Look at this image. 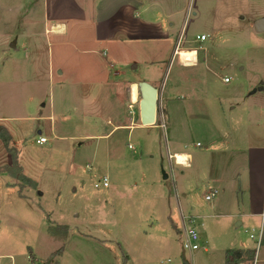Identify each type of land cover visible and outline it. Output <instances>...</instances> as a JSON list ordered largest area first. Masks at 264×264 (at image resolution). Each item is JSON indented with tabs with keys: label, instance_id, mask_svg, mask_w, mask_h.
<instances>
[{
	"label": "crops",
	"instance_id": "0c3cea01",
	"mask_svg": "<svg viewBox=\"0 0 264 264\" xmlns=\"http://www.w3.org/2000/svg\"><path fill=\"white\" fill-rule=\"evenodd\" d=\"M242 1L251 14L246 22L252 31L264 33V30L258 32L254 29V22L259 18L264 19V0ZM197 15L198 8L194 0H0V28H9L10 23L17 25L7 37L0 36V148L4 147L3 152H0V162L3 161L0 169L3 165L12 164L10 147H13L18 150L16 161L22 176L31 178L22 160L21 149L14 146L15 134L18 137L22 135L21 130L14 126L23 120L37 121L39 118H46L50 131L54 132L51 137L43 135L36 123L34 127L38 136L47 139L42 146L51 143V138L68 137L80 141V145L84 141L103 140L108 164L116 161L122 167L125 162L120 157L121 148L115 141L110 142L111 137L119 133L128 139L134 131L147 130V134L141 135L148 151L139 153V164L142 165V159H152L149 150L160 145L156 142L155 131L165 129L166 118L177 121L181 117L184 125L185 115L190 113L187 109L193 103L203 100L196 95L199 86L203 85L206 100H210L206 105L205 116L208 133L204 150L200 151L206 152L205 158L201 161L193 157L181 127H171L169 138H164L174 182L172 196L165 199V203L169 208L171 199L176 202L181 230L173 223L172 226L179 233L182 232L183 223L190 216L195 228L198 221L203 225L196 208L191 204L192 187L183 182L184 170L179 174L176 170L173 171L174 166H181L183 169L192 167L201 179L198 185L203 188L200 193L203 201H206L204 196L210 190H216L214 198L206 201V258H218L219 264H225L226 251L234 249L240 251L235 264H264V75L260 73L264 68V55L255 50L247 53L251 56L247 59L236 54L235 44L233 51L230 52L227 48V52H224L222 49L225 45H221L217 39L218 31H212L213 34L210 35L200 33L195 39H186V22L188 18ZM37 18L43 24L44 33V48L40 58L36 56L39 53L35 51L38 46L33 37L35 32L31 29ZM181 21V28L177 32ZM200 35L204 36L203 40L197 38ZM42 41L37 40L38 45ZM161 42L172 53L175 48L190 50L192 53V60L189 62L178 61L182 71L173 81L176 89L173 85L167 87V82L161 77L164 68L168 69L170 65H165L163 48L158 45ZM147 43L154 46L148 49V56L143 60L139 47L147 46ZM190 46L191 49H180ZM18 50L25 55H20ZM43 57L46 60L44 71L48 77H52L53 81L56 74L55 82L60 85L61 93L70 94L69 97L66 95V103L63 102V96L58 100L52 98L50 90L48 103L42 101L41 95L46 92L38 91L37 77L40 75ZM174 60L176 57L171 54L169 63ZM190 62L194 63L186 64ZM142 67L150 70L147 79H141L142 74L137 75L140 78L138 81L130 77L129 68L138 72ZM7 74H11L10 79ZM13 75H25L34 79L28 78L26 86H23L20 81H13ZM225 77L229 80L224 81ZM197 78L199 80L195 83ZM215 78L227 85V90L219 91L213 85ZM142 81L158 90L156 122L151 125H142L140 122L139 83ZM133 83L137 86L135 103L131 102L130 97V85ZM5 84L11 87L4 86ZM13 84L16 85L15 88L12 87ZM185 85L194 93L191 94L193 100L190 98L191 102L184 106L174 100L190 95L188 89V93L177 94L178 87ZM74 86H78L82 94L90 95L89 103L86 97L85 103H74L71 99L72 93L77 89ZM99 92H105L102 99L97 98ZM4 93L11 95L9 101L3 98ZM16 99L20 102H15ZM135 104L138 109L131 117ZM46 107L48 113L41 116ZM105 109L107 114L104 113ZM74 110L76 114H73ZM26 132L27 130L24 133ZM126 145L132 152L136 151L131 142L128 141ZM194 146L201 148L203 145L196 142ZM52 147L48 146L49 149ZM54 153V148L51 152H46L48 158L55 157ZM95 153L92 152V155ZM177 153L188 156L187 166L171 162L173 157L169 156ZM68 160L71 164L69 157ZM57 163L65 165L61 159ZM89 165L91 166L87 163L85 167ZM72 166L75 167L73 164ZM112 170L113 175L120 171L115 166ZM104 177L108 186L99 187L108 188L110 174L106 173L102 176ZM164 178L167 179L168 176L165 175ZM96 183L93 184L94 188H99L95 186ZM4 185L13 187L11 184ZM170 215L172 221L173 218L177 219L172 210L168 213L169 219ZM60 224L67 226L68 233L63 238L65 244L72 228L67 222ZM251 232H260L258 246L249 237ZM46 237L51 239L53 234L48 231ZM63 247L57 252L62 255L56 256V263L43 261L50 257L33 249L32 258L28 257L29 262L26 264H66L61 261L68 253ZM122 252V258L127 264L130 256L125 250ZM49 253L52 254L53 251Z\"/></svg>",
	"mask_w": 264,
	"mask_h": 264
},
{
	"label": "rangeland",
	"instance_id": "374dc122",
	"mask_svg": "<svg viewBox=\"0 0 264 264\" xmlns=\"http://www.w3.org/2000/svg\"><path fill=\"white\" fill-rule=\"evenodd\" d=\"M194 1L198 8V15L188 18L184 27L186 39H195L196 35L200 33L210 35L213 34L212 31H218L217 39L218 42L222 43L221 45H225L222 49L224 52H227V48L228 51H233L235 44L236 54L247 59L251 57L247 53L255 50L260 55H264V33L253 32L246 22L251 14L242 0ZM0 25H2L1 20ZM181 25L182 21L179 23L177 32ZM15 27L17 25L14 23L12 25L10 23L9 28H2L1 26L0 36L7 37V34L11 33ZM31 29L35 32L33 37L38 46L35 51L39 53H36V56L40 58L44 48L42 22H38L37 18L34 20ZM37 40L43 41L38 45ZM1 42L0 38V49ZM158 45L163 48L165 65L170 64L168 69L164 68L161 77L165 79V83L167 82V87L173 85V88L176 89L173 81L182 71L178 65L179 60L174 56L176 60L169 63L172 52L165 47L163 42L158 43ZM152 46L154 45L151 43H147V46L140 45L139 53L143 60H146L148 49ZM187 48L191 49V46ZM18 52L20 55H25L21 50ZM54 57L56 60L55 52ZM190 60H192L191 51ZM191 63L194 62L186 64ZM262 66L264 67V61ZM130 68V77L136 81L140 78L147 79L150 71L147 68L142 67V70L138 72L131 71ZM44 69L46 70V60L43 57L40 75L37 77L38 91L46 92L41 95L42 101L48 103V91L50 90L52 98L58 100L59 97L63 96L65 98L63 102L66 103V95L69 97L70 94L61 93L60 85L55 82L56 74H54L52 81V77L50 79ZM186 71H192V69H186ZM260 73L264 75V68L261 69ZM138 74H142V77L138 78ZM10 75L7 74V78L10 79ZM28 78L25 75L24 77L13 75L12 79L13 81H20L23 86H26L25 81ZM199 78L195 79V83ZM187 85L179 86L177 94L188 93V89L190 95L181 99L176 98L174 101H177V104L185 106L191 102L189 101L190 98L193 100L191 94L194 92H191ZM213 85L219 91L227 90V85L222 84L217 78L214 79ZM4 86L11 87V85L6 84ZM12 87L15 88L16 85L13 84ZM73 88H77L71 96L74 103H85V97L88 103L90 102L89 94H82L78 90V86ZM26 91L27 89L24 95H26ZM104 93L99 92L97 98L102 99ZM130 94L131 102H137V86L134 83L130 85ZM196 95L203 100L195 104L192 102V106L195 108L191 106L190 109H187L190 113L185 115L184 125L181 117L177 121L173 118H170L169 121L166 118L165 129L155 131L156 142H159L160 145L149 150L152 159H142V165L139 164V153L141 151L144 154L148 151L144 147L145 139H142L141 135L147 134V130L134 131L128 139L119 133L111 137L110 142L115 141L116 145L121 148L120 157L125 162L122 167L116 161L108 164L104 154L105 141L103 140L84 141L80 145V141L68 137L63 139L51 138L53 143L42 146L35 142L38 134L34 126L36 123L39 124L42 134L51 137L54 132L50 131V124L46 118H39L37 121L23 120L17 122L18 126L15 124L14 127L21 130L22 133L20 134L22 135L18 137L15 134L14 146L21 149L22 160L32 179L22 176L16 161L18 150L10 147L13 162L9 165H3L0 169V255H3L0 257V264H26L29 262L28 257L32 258L33 249H38L40 254L50 257L43 261L56 263V256L62 255L57 252L63 246L68 253L65 259L64 257L60 259L66 264H126L122 258V251L124 250L130 256V261L127 264H183L181 257L183 235L181 231L179 233L172 226L173 223L181 230L177 204L171 199L170 207L167 208L165 203V199H170L172 196L174 182L168 164L164 138H169L171 127H181L186 135V142L189 144L188 150L193 154V157L201 161L205 158L206 152L200 151L204 150L206 133H208L205 116L206 105L210 100H206L207 96L203 85L199 86ZM10 97L11 95L8 93L3 94L6 101H9ZM15 102L18 103L20 100L17 101L16 99ZM136 109L138 107L135 104L133 112L130 111L132 112L131 117L134 116ZM46 113H48L47 107L41 116H46ZM104 113L107 114L106 109ZM73 114H76L75 110ZM26 130L27 132L24 133ZM128 141L135 145L137 154L127 148ZM196 142L203 146L196 148L194 146ZM48 146H53L55 157H47L46 152H51L52 149H49ZM95 146L97 147L95 148ZM2 148H0V152H3L4 149ZM92 152H96L95 155H92ZM0 159L2 160V158ZM59 159L63 160L65 165L57 163ZM173 161L174 159L171 160L172 163ZM2 162H0L1 165ZM46 163H48L47 167L45 166ZM87 163L91 166L86 168ZM114 166L120 170L116 171L115 175L112 173ZM110 170L111 172H109ZM174 170L178 174L184 170L183 182L192 187L193 200L191 204L192 207L196 208L203 223V225L199 221L196 223L200 247L195 251L184 252L185 261L188 264H219L218 258H206V201L200 197L203 188L198 184L201 179L192 167L183 169L181 166H174ZM106 173L110 174L111 177L110 186L108 188H94L93 184L98 182ZM165 175L168 176L167 179L164 178ZM4 183L11 184L13 187H6ZM26 195L29 197L27 198ZM21 196H25V198ZM170 210L177 216V219L173 218L174 222L171 215L170 219L167 217ZM188 218L193 219L192 216L186 219ZM63 222H67L72 228L70 230L71 235L65 244L66 241H63V238L68 230H66L67 226L60 224ZM47 229L53 234L51 239L46 237ZM52 251V254L49 253Z\"/></svg>",
	"mask_w": 264,
	"mask_h": 264
},
{
	"label": "built area",
	"instance_id": "2783aa9c",
	"mask_svg": "<svg viewBox=\"0 0 264 264\" xmlns=\"http://www.w3.org/2000/svg\"><path fill=\"white\" fill-rule=\"evenodd\" d=\"M198 39L203 40L204 36L200 35L197 36ZM179 48H175L173 50L172 55L176 56L178 58V60L180 59V53L178 51ZM188 49V48H186ZM197 59V55H195V60ZM229 78L225 77L224 81H228ZM47 141L46 137L43 136H38L35 140V142L37 144H44ZM175 155H170L169 157H173L174 161L176 162V159L174 158ZM186 161H188V157L185 160V163H183L182 165H186ZM103 186L106 187L108 186V181L107 179L104 177L102 178L101 181H99L98 183L95 184L96 187L99 186ZM216 194V190H210L205 196L204 199L206 201H210L214 198ZM182 234H183V239H182V251L186 252V251H195L197 249H199L200 245H199V236H198V232L195 228V224H194V220L193 219H186V221H184L183 223V229H182ZM249 237L254 240L257 244V246L260 244V239H261V234L260 232H251L249 234ZM251 264H254V262H252Z\"/></svg>",
	"mask_w": 264,
	"mask_h": 264
},
{
	"label": "water",
	"instance_id": "95a60500",
	"mask_svg": "<svg viewBox=\"0 0 264 264\" xmlns=\"http://www.w3.org/2000/svg\"><path fill=\"white\" fill-rule=\"evenodd\" d=\"M254 29L258 32L264 30V19L259 18L254 22ZM141 99L139 101L140 122L142 125H151L156 122L158 90L147 82L139 83ZM183 264H188L184 258V251L181 253Z\"/></svg>",
	"mask_w": 264,
	"mask_h": 264
},
{
	"label": "bare ground",
	"instance_id": "6f19581e",
	"mask_svg": "<svg viewBox=\"0 0 264 264\" xmlns=\"http://www.w3.org/2000/svg\"><path fill=\"white\" fill-rule=\"evenodd\" d=\"M180 53V60L187 62L190 58V51L189 50H178ZM188 156L186 154L177 153L175 154L174 158L176 159L177 164L185 163V160ZM187 162V161H186ZM187 166V165H186Z\"/></svg>",
	"mask_w": 264,
	"mask_h": 264
},
{
	"label": "trees",
	"instance_id": "16d2710c",
	"mask_svg": "<svg viewBox=\"0 0 264 264\" xmlns=\"http://www.w3.org/2000/svg\"><path fill=\"white\" fill-rule=\"evenodd\" d=\"M59 251V250H58ZM240 251L234 249H228L225 254V264H235L238 261Z\"/></svg>",
	"mask_w": 264,
	"mask_h": 264
}]
</instances>
